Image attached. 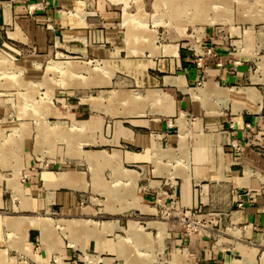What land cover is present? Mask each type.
Listing matches in <instances>:
<instances>
[{
	"label": "rangeland",
	"instance_id": "rangeland-1",
	"mask_svg": "<svg viewBox=\"0 0 264 264\" xmlns=\"http://www.w3.org/2000/svg\"><path fill=\"white\" fill-rule=\"evenodd\" d=\"M11 1L16 0H0V7H2L4 3ZM25 1L31 4L33 3V15H35V11L49 8L50 6L62 10L64 14L70 10V8L62 5L61 2L63 0ZM67 1L71 2V0ZM179 1L180 0H126V3H124L123 0H119L115 3L109 0H83L81 4L82 8L86 12L92 14L91 17L94 20L93 24L90 25V29L95 30L96 35L93 40L86 42V45H84L85 49L81 51H74L71 47L63 46L62 44H57L59 47L54 46L52 42H49L48 46L42 50L36 46L22 45L21 43L9 39H7L8 41L5 39V42H7L10 48L0 44V188L3 191L4 198V207L0 208L1 213L13 215L22 213L20 211H15L14 204L19 203L18 195L23 197L22 204H29V197L24 195L22 184L25 185L32 181V183L35 184V191H37V195L33 197L35 201L41 203L40 206L42 207L38 208V212L36 213L43 212L45 206H50L51 213L47 215L53 218L89 216L98 221L113 220L110 221L112 223L115 222L114 219H117V223L120 226L114 223L115 225L113 224V227L107 230L102 222V228L97 229L100 231L103 230V233H107L113 229L121 228L120 230L111 232L108 237L112 239H115L117 235H127L126 239L128 240L134 239V237L136 239L140 238V245L135 244L133 240L130 241L131 246L135 247L137 251L129 256L134 255L138 258L141 256L140 261L143 264H170V262L174 260L175 254H181L182 257L179 258L181 262L183 264H189L191 261L184 257L183 248H186L189 253L193 254L192 262L195 264H224L223 261L203 263L197 249L205 244L200 241L201 237H208L210 239V248L214 245L217 249L221 245H217L215 242L218 241L222 235H227L229 238H232L231 229H228V227H232L228 219L229 212L239 209L240 207H238L237 204L236 206L232 205L233 198L230 184L223 183L224 189L222 188V190L220 189L222 185L219 186V188L215 186L209 190L210 202H219L223 205L222 209L227 208L228 211L211 209V211L208 212L204 210L203 207L200 208L199 205L186 208L180 207L176 201L178 198L176 199V197H174V189L176 186L174 184L175 179L164 176L162 181H160L161 176L155 171L156 158H152L151 156L150 160L145 163H133L132 165L124 163L126 168H122V164H118L122 172L125 173L123 176L122 174L119 175V181H115V178H111L109 169L105 168L102 172L104 178L101 176L103 179L101 181L103 182L106 180L111 182L108 184V189H113V193H110L111 199L108 198V201H105L106 197L100 191L88 190V186L91 187L94 181V168L87 160L82 157L71 156L70 152L72 150L69 149V156L64 157L63 162H60L59 158L67 154L68 142L66 140H70V136L62 135L61 137H56L50 134V132H47V126L44 128L45 125H49L53 132H60V135L62 133L61 130L65 133L72 131V133L75 134L79 132L86 135H88L91 130H94V138L95 140H99L101 132L103 133L101 123L104 124V121L108 122L112 117L115 118L114 116L110 117L111 114L109 112L111 111L113 115L119 114L116 112L115 105L122 107L128 114L133 111L137 113V115L141 114L143 111L145 112L147 109L150 110V108L153 109L154 113H159L164 110H173V98L166 92L155 93L154 97L151 99H141L137 101L130 100L123 102L111 98L109 92L113 91V89L143 90L145 88V86H138L131 82L130 79H133L127 76L126 72L116 71L118 76L113 79L110 85L91 83L95 82L94 80L96 79L101 80L102 78H107L103 69L104 59H106L103 51L111 46L110 32L108 31L107 33L108 28L110 29L113 27L114 30H118L119 36L117 35V40L119 39L118 43L120 44V48L125 52H127L126 36L130 33L131 29L136 31L150 30V33L153 32L151 34L155 38L145 37L144 40L151 43H153L154 40L156 44L180 43L181 41H187L189 39L191 44L196 45L199 43L198 40L201 37V33L206 27L221 28L223 30L228 27L243 29L250 26L253 30L258 29L264 33V0H182V2L188 1L184 5L182 4V7ZM45 3L47 5L46 7ZM59 3L60 5L56 6V4ZM102 7L111 9L103 10ZM62 11H60V14H63ZM124 12L128 14L125 15L126 24L123 23ZM176 12L179 16H176ZM105 15H113V18L106 20L103 18ZM236 18L239 22H237L238 20H236ZM179 19L184 21H180ZM180 22L182 23L180 24ZM176 24H178V26ZM9 33L11 34H9L10 37L15 38L14 32ZM249 33L250 29L247 31V41H249ZM17 38L22 39V36ZM137 38L142 40L140 36H137L135 39L137 40ZM131 40H133V38H131ZM144 45H146V43H144ZM96 47L103 51H101V53L95 52L94 48ZM146 50L148 49H145L142 54L133 55L146 58ZM123 54V52L122 54L119 52V55L113 56L112 58L116 59L123 57ZM27 57L29 60L25 59ZM63 63L73 64L78 71H73L74 73L71 74H64L58 69L53 70L54 66H60ZM32 66L33 69L31 68ZM111 72L113 73V70H111ZM41 74L42 80H40ZM88 75H90V77ZM179 87H181L183 91H189L191 95L193 94V98H201L204 96V98H206L208 94L207 92H203V90H191L184 86V82L183 85ZM214 93L215 97L226 106H228V103L233 102V114L240 112L243 108H249L257 112L261 106L258 105L256 108L252 106V104L257 102L261 103L262 101V96L254 88H224L220 94H218L217 91H214ZM133 96L135 99L139 97L137 92ZM48 108L51 109V113L45 112ZM129 109L132 110L126 111ZM182 110L184 113L183 117L186 118L189 123L190 121H194L197 117L189 108L187 111L181 108L180 111ZM123 112L121 111L120 114H124ZM225 113V116L229 117V114H227L228 111L225 110ZM158 116L162 117V115ZM177 116L179 115L173 116L172 118L175 119ZM237 119H239V122H237L239 125L241 119L240 117ZM173 128L174 127H171V129ZM255 128H258L257 124ZM176 133H178V131ZM91 142L92 141H88L81 144V148H104L107 151H111L110 146L102 145L101 142ZM186 143L187 154L190 158L193 152H195L197 148L199 149V147L196 148L194 146V140L190 135L186 138ZM117 148L124 149V147L121 146ZM233 151L242 153L243 149L241 146L235 145ZM182 152L184 151L180 150L178 146L176 150H174V153L171 154L173 157L161 159L162 162H167V165H163L165 171H169V173H175L176 171L178 173L182 171L176 176L182 175L186 177L189 175L190 166L187 163V156ZM84 153L88 158L90 152L86 151ZM112 158L114 162L116 159L121 160V150H115ZM29 161L31 162L28 164V167L31 171L35 172L33 178H31V174L26 168L21 165V162L25 165V162L29 163ZM68 165L84 172L83 178L87 184V189L86 191L75 192L77 203L80 206L90 205L97 211L95 214L75 215L67 211H62L61 207L63 206V202L59 197V192H70L71 190L62 187L52 190L48 189L46 186L44 182L46 177L57 175L58 171L64 170ZM127 167L135 171L129 170ZM135 172L138 176H133ZM252 173L253 172L246 169L243 177L247 176L249 178ZM256 174L260 180L264 181V174ZM130 177L133 179H130ZM246 178H244V182L247 184L248 181ZM57 180L65 181L66 186L71 185L70 183L73 181L69 174L64 173L61 174L59 179H49L48 182L55 185ZM155 181H157V183H155ZM102 182H96L97 184H95V187L103 191L106 188ZM177 182H180V180L177 179ZM138 183L139 186L144 185L145 188L148 189V192L151 193L150 197L146 196L145 198L139 196L138 193V200L146 204L148 209L142 212L136 210H123L121 212L112 210L113 213H110L111 210H107V212H104L106 211L105 208L107 205H111L114 209L125 208L126 198L124 196L125 201H123L122 193L126 189H132V192H135ZM50 191H53L51 198L48 196ZM91 197L95 198V200H92ZM110 201L112 204H110ZM13 215L0 216V223L3 221L5 222L6 217H15ZM20 215H16V219H7V225L10 219L16 221L28 219L26 222H29L31 219H44L42 222L45 226L47 222L52 220L51 218H31ZM217 215H220L221 218L217 217ZM127 220L129 222H127ZM207 220H212L213 224L209 222L210 225H208ZM69 221L71 220H59L58 222L68 224ZM75 221H81L82 223H76ZM130 221L138 222L140 226V228H138L139 231L136 227L129 224L132 223ZM149 221L157 223L162 222L158 228L156 227L159 232L160 241L157 238L158 232L156 228L146 225ZM71 223L80 227L86 222L82 220H73ZM126 223L127 227H124ZM148 224H153V222H149ZM238 225L239 226H236L239 227L241 231L239 230L240 232H237L236 235L240 236L241 234V236L240 239L236 240L240 243L250 241L253 233H251L249 229L245 230L246 228H243V223H239ZM161 228L163 229L161 230ZM22 230L23 229L14 230L12 232L4 225L0 226V254L2 257H14L12 259L13 262H3L1 259L0 264H17L22 259L27 260V258L19 252L21 251V253L25 254L24 242L21 237V233L24 234ZM67 236L74 244V232L70 230V235L67 234ZM197 237L198 241L196 242L195 239ZM64 241L63 246L67 247V249H71L67 251L66 256L60 254V257L58 253L48 252L47 262V259L32 252L36 256V259H33V261L40 264H83L85 261L86 263L88 262L87 257L90 256L94 260L88 262V264H104L103 261L105 264H110V258H108L109 261H106V258H103V261H97L100 259L99 257L96 258L93 255H89V253L95 252L87 250V253L84 254L79 250L72 249L68 246L65 239ZM33 246V250L38 252H41L43 248L42 246L40 247L39 242ZM126 246V244H120L118 254L124 255L125 252L123 249ZM227 247L231 249L232 244L227 243ZM255 247H258L257 255V249H254L251 256L235 260L233 264H264V253L261 259L258 260L262 246L255 245ZM100 255L102 257H114L112 264H130L126 262V258L123 256H117L105 250ZM239 256H241V254L230 255V257L235 258ZM185 261L187 263H185ZM29 262L31 264H36L31 261Z\"/></svg>",
	"mask_w": 264,
	"mask_h": 264
},
{
	"label": "crops",
	"instance_id": "crops-1",
	"mask_svg": "<svg viewBox=\"0 0 264 264\" xmlns=\"http://www.w3.org/2000/svg\"><path fill=\"white\" fill-rule=\"evenodd\" d=\"M82 1L83 0H71V2H69L63 0L61 2L62 5L70 8L69 12L67 11L65 14L62 10H58L54 6L53 9V7L50 6L49 8L35 11V15H33L32 11L34 7L33 3H28L25 0L4 3L2 7H0V44L4 47H9L7 42H5V39L6 41L9 39L21 43L22 45L36 46L41 50L45 49L49 42H52L54 46L62 44L63 46L71 47L74 51L85 49L84 45H86L87 41L93 40L96 31L90 29V25L93 24L94 19L91 17L92 14L90 12L83 10L81 5ZM109 1L116 3L119 0ZM123 1L126 3V0ZM179 2L182 7V4L184 5L188 1L182 2V0H180ZM57 5H60V3L56 4V6ZM46 6L45 3V7ZM102 9L110 10L111 8L102 7ZM60 11H62L63 14H60ZM126 14V12L123 13L124 24H126ZM112 16L113 15H105L103 18L110 20L113 18ZM176 16H179L177 12ZM179 20L184 21L181 19ZM236 20L238 19L236 18ZM237 22H239V20ZM181 23L182 22H180V24ZM176 25L178 26V24ZM249 29V41H247V31ZM108 31L110 32V48L105 49V51L97 47L94 48L97 53H101V51L104 52L106 59H104L103 69L107 78H102L101 80L96 79L94 80L95 82L91 83L110 85L113 79L118 76L116 71L126 72V75L133 79H130L131 82L138 86H145V88L143 90L113 89V91L109 92L111 98L123 102L130 100L137 101L141 99H151L154 97L155 93L166 92L173 98V110H164L159 113H154L153 109L150 108V110L147 109L145 112L143 111L141 114L137 115V113L131 111L132 109L126 110L132 112L128 114L122 107L115 105L116 112L119 114L113 115L111 111L109 112L111 114L110 117L114 116L115 118L112 117L108 122L104 121V124L101 123L103 133L101 132L99 140H95L94 130H91L88 135L79 132L75 134L72 133V131L65 133L61 130L62 133L60 135V132H53L49 125H45L44 128L47 126V132H50L53 136H70V140H66L68 142L67 154L59 158L60 162H63L64 157L69 156V149L72 150H70L71 156L82 157L87 160L94 168V181L91 187L88 186V190L100 191L105 195V201H108L111 195L110 193H113V189H108V184L111 182L106 180L103 182L101 181L103 180L102 172L105 168L109 169L111 178H115V181H119V175L122 174L123 176L125 173L122 172L118 164H122V168H126L124 163L127 165L145 163L150 160L151 156L152 158H156L155 171L161 176L160 181H162L164 176L175 179L174 184L176 186L174 189V197H176V199L178 198L176 201L180 207L186 208L199 205L200 208L203 207L204 210L208 212H210L211 209L220 210L223 205L216 201L210 202L209 190L215 186L219 188L223 183L230 184L233 198L232 205L236 206L238 202L242 203L239 209L229 212L228 219L232 227H228V229H231L232 238H229L227 235H222L218 241L215 242L217 245H221L217 249L214 245L210 248V239L208 237H201L200 241L205 244L197 249L200 259L203 263L223 261L224 264H233L235 260L251 256L254 249H257V255L258 247H255V245H261L262 248L258 257V260H260L264 253V181L260 180L256 173L264 174V33L258 29L253 30L250 26L243 29L228 27L223 30L221 28L206 27L201 33V37L198 40L199 43L196 45L191 44L189 39L187 41H181L180 43L156 44L154 40L153 43L144 40L145 37L155 38L151 34L153 32L150 33V30L136 31L131 29L130 33L126 36L127 52H125L120 48V44L118 43L119 39L117 40V35L119 36L118 30H114L112 27L107 29V33ZM9 32H14L15 38L10 37ZM20 36H22V39L17 38ZM137 36H140L142 40L137 38V40H139L137 41L135 39ZM131 38H133V40H131ZM144 43H146V45H144ZM145 49H148L146 50V58L133 55L142 54ZM119 52L121 54L123 52L124 56L113 59L112 57L119 55ZM25 59L29 60L28 57ZM31 68L33 69V66ZM75 68L76 67L73 65L72 71L63 73L71 74L74 73L73 71H78V69L76 70ZM111 70H113V73ZM88 76L90 77V75ZM40 77V80H42V74ZM180 81H183L184 86L191 90H203V92H207L206 98H204L205 96L193 98V94L191 95L189 91H183L181 87L177 85ZM245 87L256 89L262 96L261 103L257 102L252 104L255 108L261 105L257 112L249 108H243L240 112L233 114V102L228 103V106H226L215 97L214 91L220 94L224 88L240 89ZM136 92L139 95L137 99L133 96ZM181 108L185 109L184 111H187L188 108L191 109L195 116L197 115L195 120L189 123V121L183 117L184 113L183 110L180 111ZM225 110L228 111L227 114H229V117L225 116ZM121 111H124V114H120ZM45 112L51 113L52 111L48 108ZM158 115H162V117ZM176 115L179 116L173 119L172 117ZM239 117L241 122L238 125L236 120ZM94 122L97 123L96 121ZM256 124L258 128H255ZM171 127L176 129H171ZM177 131L178 133H176ZM188 135L194 140V146L196 148L199 147V149L197 148V150L193 152L190 158L186 150V138ZM88 141H92L91 143L101 142L102 145L110 146L111 151H107L104 148L82 149L81 144ZM235 145L242 147V153L233 151ZM118 146L124 147V149L117 148ZM178 146L180 150L184 151L182 153L186 154L187 163L190 166L189 175L186 177L182 175L176 176L182 171L178 173L177 171L175 173L165 171L163 165H167V162L161 161V159L165 157H173L171 154L174 153V150H176ZM115 150H121L122 158L121 160L116 159L114 162L112 155ZM86 151L90 152L88 158L84 153ZM30 162L31 161H29V163L25 162V165L21 162V165L26 168L31 174V178H33L35 172L31 171L28 167ZM127 169L135 171L132 168L127 167ZM246 169L253 172L249 178L247 176L243 177ZM64 173L72 177L73 181L70 183L71 185L66 186V182L63 180H57L55 185L48 182L49 179H59L61 174ZM83 173V171L68 165L64 170L58 171L57 175L45 178L44 182L48 189L53 190L62 187L71 190L70 192H59V197L63 202V206L61 207L62 211H67L75 215H93L97 212L90 205L80 206L77 203L75 192L86 191L87 189ZM135 175L138 176L136 172L133 176ZM244 178L247 179V184L244 182ZM130 179L133 178L130 177ZM177 179H179L180 182H177ZM96 182H102L104 184L106 189L103 191L105 192L95 187V184H97ZM155 183H157V181H155ZM223 186L224 185L220 188L221 190L222 188L224 189ZM22 188L24 189V195L29 197V204H22L23 197L18 195L19 203L14 204V208L15 211H20L22 212L20 214L25 215L3 214L0 211V216L13 215L17 217L16 215H20L31 218L44 217L45 219H52L47 222L46 226L42 222L44 219H31L29 222H26L28 219L16 221L14 220L16 219L15 217H6L5 222L3 221L0 223V226L4 225L12 232L14 230L23 229L22 231L24 234L21 233V237L24 242L25 254L21 253L17 248L15 249H17L21 255L25 256L27 260L32 263L40 264L33 261V259H36V256L32 252L41 255L47 259V262L48 252L58 253L59 256L60 254L66 256L67 251L71 249H67V247L63 246L65 239L68 246L74 250H79L84 254L87 253V250L95 252L89 253V255H93L96 258L99 257L100 259L97 261H103V258L109 261L108 258H110V264L113 263L112 260L114 257H102L100 255L105 250L117 256H123L126 258L127 263L143 264L140 261L141 256H139L140 258L134 255L129 256L137 251L135 247L131 246L130 241L133 240L135 244L140 245V238L136 239L134 237V239L128 240L126 239L127 235H117L115 239L108 237L111 232L120 230L121 228L113 229L107 233H103V230H98L102 228V222L107 230L113 227L114 223L120 226L117 223V219H114L115 222L112 223L110 221L113 220L98 221L89 216L53 218L47 215L51 213L50 206H45L43 212L36 213L38 212L37 209L42 207L40 206L41 203L35 201L33 197L37 195L35 184L30 181L28 184H22ZM138 193L139 196H143L144 198L146 196H151L148 189L145 188L144 185L139 186L138 183L135 192H132V189H126L122 193L123 201H125L124 196L126 198L125 208L114 209L111 205V207L107 205L105 208L104 201V208L106 209L104 212H107V210H111L110 213H113L112 210H118V212L123 210H136L142 212L148 209L146 204L138 200ZM52 194L53 191H50L48 196L51 198ZM91 199L95 200L93 197H91ZM111 201L110 204H112ZM2 207H4V198L3 191L0 188V208ZM222 210L228 211L227 208ZM217 217L221 218L220 215H217ZM9 218L14 219H10L7 225V219ZM59 220H82L86 223L79 227L73 225L71 221L66 224L62 222L59 223ZM128 220L127 222H129ZM75 222L82 223L81 221ZM130 222L132 223L129 224L136 227L137 230L140 228L138 222ZM149 222H153V224L149 225ZM149 222H147L146 225L154 228H158L162 223L154 221ZM209 222L213 224L212 220L207 222L208 225H210ZM239 223H243V228H246L245 230L249 229L251 233H253L251 240L246 243H240L236 240L240 239L241 236L240 233V236L236 235L237 232L241 231L240 228L237 227ZM124 227H127V223ZM157 228L156 230L158 232ZM67 229L74 232L73 239H75V246L67 236V234L70 235V230ZM162 229L163 228H161V230ZM142 234L145 235L144 233ZM157 238L159 240V232ZM195 241H198V237ZM38 242L40 247H43L41 252L33 250V245ZM227 243L232 244L231 249L227 247ZM120 244L127 245L123 249L125 252L124 255L118 254ZM183 250L184 257L191 261L189 264H195L192 262L193 254L189 253L186 248H183ZM238 254H241V256L236 258L230 257V255ZM180 257H182L181 254H175L174 260L171 261L170 264H183L181 259H179ZM13 258V256L2 257L0 254V260L2 259L3 262H13ZM27 260L22 259L17 264H31ZM87 260L91 262L94 259L88 256ZM88 262L86 263L85 261L83 264H88ZM103 263L105 264L104 261ZM185 263L187 262L185 261Z\"/></svg>",
	"mask_w": 264,
	"mask_h": 264
},
{
	"label": "bare ground",
	"instance_id": "bare-ground-1",
	"mask_svg": "<svg viewBox=\"0 0 264 264\" xmlns=\"http://www.w3.org/2000/svg\"><path fill=\"white\" fill-rule=\"evenodd\" d=\"M53 69H55V70L58 69L59 71L67 72V71H72L73 70V65L71 63H63L60 66L59 65L54 66ZM177 85L178 86H182L183 82L180 81V82L177 83ZM236 122H239V119H237Z\"/></svg>",
	"mask_w": 264,
	"mask_h": 264
},
{
	"label": "built area",
	"instance_id": "built-area-1",
	"mask_svg": "<svg viewBox=\"0 0 264 264\" xmlns=\"http://www.w3.org/2000/svg\"><path fill=\"white\" fill-rule=\"evenodd\" d=\"M237 206H238V207H241V206H242V203H241V202H238V203H237Z\"/></svg>",
	"mask_w": 264,
	"mask_h": 264
}]
</instances>
